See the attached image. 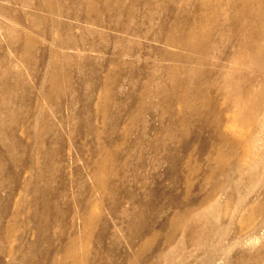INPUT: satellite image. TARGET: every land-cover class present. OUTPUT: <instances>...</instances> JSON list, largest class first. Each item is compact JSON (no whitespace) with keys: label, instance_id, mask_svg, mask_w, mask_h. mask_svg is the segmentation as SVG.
<instances>
[{"label":"bare ground","instance_id":"bare-ground-1","mask_svg":"<svg viewBox=\"0 0 264 264\" xmlns=\"http://www.w3.org/2000/svg\"><path fill=\"white\" fill-rule=\"evenodd\" d=\"M7 1L30 6L28 9L25 8V18L21 21V18L15 17V9L7 5L10 3H0V13L6 17L15 18L14 20L17 21L16 28L28 33V37H14L11 34L10 27L0 21V27H4L7 30L5 35L6 44L3 43L6 45L7 51L5 52L3 49L4 52L1 51L2 54L0 55V190L7 194L4 197H1L2 194H0V218L2 217V213H6V216L10 215L6 226H2L0 221V233L1 231L7 232L8 226H11L12 222L15 223L18 220V201L16 200L14 207H11L9 202L12 196L16 194L14 193V189L16 187H23L26 191L31 192L36 188L35 184L39 176L37 172L38 160L33 155L30 159L24 157L17 159L10 158V152L16 151L17 145L19 149H27L28 145L26 144L34 142L33 136L28 134V139H25L18 134L19 129L27 130L26 126L27 121L31 118V109L37 108L35 118L34 120L32 119L33 125L36 124L34 122L35 120L37 122L39 113H45L44 106H39V104L36 106L39 102H35L32 105V98L34 96H31L33 95L31 76L37 70L38 61L41 59L42 64L46 66L44 77L50 81V77L53 78L57 75L55 68L50 69V64L57 65L63 62H72L75 58L76 54L61 53L59 48H71L79 53L86 49L102 52V55L109 51L112 53L108 57V65L103 64L97 68V63L96 68L92 71V75L98 77L99 81L103 80L102 75H104V78L112 76L110 82L103 81V84L93 85L92 87L87 86L83 88V91H79L83 92L84 97H81L86 98L82 111L86 112L88 117L91 113H94L91 109V102H93L92 98L95 99L93 97L95 95L94 91H97L98 100L95 103V112H100L112 118L111 123L102 127H95L88 117L81 122L86 132L94 135L98 146V148L95 147V144L92 146L94 153L108 152L111 139L106 138L108 141L104 144L101 141V137L104 133L110 137V132L119 125L117 123L118 117L116 118V116L121 112V106H123L121 103L125 104L123 98H126V103H128L127 99L131 101L129 102L130 104L128 103L130 105V109L129 107L128 109L131 111L130 113H133V115L130 114V123L133 124L138 118L145 119L143 118L144 115L142 116V110L143 107L146 108V105L142 99L150 93L165 97V102L162 104L164 111H174L167 100L169 99L167 90H172L178 94L177 105L179 108L186 110L185 112L198 119L200 127L209 126L215 135H221L218 133L221 125L216 120L208 121V112L204 111V103L199 100L200 96L213 83L218 85V92L225 102L229 104V107L234 105L238 110L240 108L239 116L242 117L243 114L252 116L247 123L245 121L244 126L251 128L256 125L258 127L264 125V85L259 90L261 93L260 99L245 95L243 86L238 80L241 78L243 71L242 69L230 71L229 63L230 61L249 60L254 63L263 64V66L259 65L260 68L257 67V70L264 71V69H261L264 68V0H239V2L236 0H90L87 4L80 5H68L65 1L61 3L54 0H43L42 2L33 4H29V2L23 0ZM61 6H63V9H59ZM35 8L45 11V13H41ZM247 12H250L252 16L246 14ZM59 14L69 15L71 20L62 19ZM81 21L90 23V25H96L97 27L86 26ZM53 24L58 27L63 26L65 30H76L77 33H70L66 39H62L59 44L56 43V46L50 48V43H48L50 42V25L53 28ZM36 25L43 26L41 40L45 45L41 46V58L35 56L33 47L34 40L36 39L33 38L32 29ZM258 25L260 28H257ZM54 29L60 32L59 29ZM95 36H98L103 43L100 44V42L96 41V38L94 39ZM3 39L1 40L4 41ZM153 42H156V44ZM168 46H175L179 50L170 49ZM0 47L4 46L1 45ZM123 55H127L129 60L124 59ZM90 60V57L87 56L86 61ZM150 60L153 61L152 64ZM163 60L170 62L163 63ZM113 64L116 65V70L113 68ZM28 73H30V76ZM162 73L167 76V79L163 78L164 82H161V77L164 76ZM215 73H231L232 75L234 73V76L232 78H220L215 76ZM138 79H145V81L138 82ZM152 83L153 85H151ZM125 85H128L127 89ZM46 88L47 95L50 96V84ZM74 90L76 91V89ZM109 97L114 98L115 105L108 104ZM245 98L251 104L248 110L245 106L243 108ZM137 99L138 101L136 102ZM114 108L115 110L113 111ZM212 111L213 109L211 110V114L213 113ZM26 114L28 115L26 116ZM46 122L48 133L50 132V120ZM144 125L147 126L146 124ZM53 127L58 130L57 123ZM170 127L171 124L161 127L159 130L160 132H166L165 136H167H164L165 139L176 138V135L179 134L178 129L169 130ZM145 129L147 130V128ZM140 130L142 131H140L134 143L139 141L142 144L145 140L144 133L146 130ZM7 134L11 138H14L12 139V143L5 139V135ZM35 135L37 137V134ZM234 137L228 138L223 136L222 138H225L224 142L228 144L229 141L235 140ZM258 138L261 139L257 135L255 141ZM245 139H247L245 136L240 137L239 135L237 137L241 145ZM36 141L30 147L33 153L38 151V146L35 150L33 148ZM212 144H214L213 149L215 150H213L214 153L209 159V171L206 176V181L208 180L212 184L207 191H193L173 196L169 194H165L164 196L157 194L159 198H163L162 203H156V201L151 199L152 197L150 198L151 200L136 201L138 205H144V207L148 208V210L146 209L147 212L137 213L138 217L141 218V222H145V217L147 214L149 216L150 213L154 222H157L158 228L154 224L153 226L148 224L147 229L143 232L140 228L135 229L127 238L130 246L134 247L136 242L135 237L142 239L143 244L150 245L159 237L160 230L168 229V232L161 239L152 255L143 261L134 258L130 264H195L197 249L201 244L209 240L208 226L220 220V212H218L217 207L230 194V189L234 184L232 174L238 171L235 170V165L238 166L240 159L242 163L246 164L248 157L256 151V145H254L250 154L249 151L247 154L246 150L243 152V149L240 153L228 152L223 154L219 151V147L215 148L216 144L214 142ZM169 156L167 155L166 158ZM164 158H162L163 161ZM109 161H114L112 155L108 156L107 162ZM127 162L128 160L125 161V163ZM139 162L141 161L139 160ZM10 164L13 167L14 165L23 164V170L29 174L26 182L23 183V180L20 178L22 174L20 169H14L12 173L10 172L11 170H8ZM105 164L106 161L105 163H99L97 169L94 171L95 187L90 188V192H93L91 196L97 190H106L111 187L114 191L116 187V185L110 182L109 177L105 175L107 170ZM143 166L145 167V165ZM134 170L136 169L134 168ZM52 172L54 173V170ZM132 173L134 174V172ZM110 174L111 170L109 168L108 176ZM216 174L222 176L221 180L218 181ZM10 176L15 178V183L12 188L6 189L8 188L7 183L10 180ZM86 197L83 199L85 205L76 214H79L84 221H89L91 217L90 209L98 205L101 199L96 198L94 201H90L89 197ZM258 199L259 191L257 189L253 188L251 191L242 192L238 188L237 197L232 206V214L230 215L232 219L240 208L249 202L248 204L252 210L250 209L240 228H243V226H252L254 228L253 232L249 235L250 242H257L259 240L261 236L258 235V232L260 230H262L260 232L261 235H264V208L262 201ZM31 216L33 218L32 221L35 220V213L33 211ZM43 218L47 219L46 224L48 228L52 224L57 225L59 222L57 217L50 222V215L48 213L43 215ZM132 224L133 221H131ZM33 225L37 230L38 237H43L46 234L47 237H50V231L48 233L47 229H39L37 221H34ZM210 230L212 233L211 228ZM144 232L145 234H143ZM220 235L221 231L219 229L216 230L215 236L219 238ZM78 242V237L73 236L70 237L69 243L65 245V253L73 261L67 264H76L75 260H78V254L75 247ZM32 245L33 243L29 244V246ZM60 247L57 248V251L60 250ZM5 250L1 246L0 254H4ZM26 258L27 256L23 255L19 258L18 263L22 262L23 264ZM113 262L115 263V261ZM221 263L217 262L216 264ZM256 264H264V262Z\"/></svg>","mask_w":264,"mask_h":264},{"label":"rangeland","instance_id":"rangeland-1","mask_svg":"<svg viewBox=\"0 0 264 264\" xmlns=\"http://www.w3.org/2000/svg\"><path fill=\"white\" fill-rule=\"evenodd\" d=\"M23 1L33 4L42 2L43 0ZM54 1L61 3L65 1L68 5H80L87 4L90 0ZM236 1L239 2V0ZM0 3H10L7 5L15 9V17L18 19L21 18V21L25 18V8L28 9L30 6L21 3L14 4L7 0H0ZM35 9L39 10L41 13H45V11L41 9ZM59 9H63V6ZM246 14L251 15L250 12ZM59 16L62 19L71 20L69 15L59 14ZM14 19L13 17L9 18L0 13V21L4 22V24L6 23L10 27L11 34L14 37H28L27 32L16 28L17 21ZM81 23L92 28L97 27L96 25H90V23L84 21H81ZM54 28L59 29L60 32H57ZM257 28H260V26L258 25ZM6 31L4 27H0V46L2 45L5 47H0V52L7 51V47L4 45L6 44ZM70 33H77V31L65 30L63 26L58 27L54 24L52 28L50 25V42H48L50 43V48L56 46V43L59 44L62 39H66ZM32 34L33 38L36 39L33 44L35 56L41 58V46L45 45L41 40L43 26L36 25L32 29ZM2 38H4V41L1 40ZM94 39L100 42V44L103 43L98 36H95ZM153 43L156 44V42ZM168 47L173 50H179L175 46ZM59 51L61 53L76 54L74 60L72 62H63L57 65L50 64V69L55 68L57 75L53 78L50 77L49 81L44 77L46 66L42 64L40 59L37 63V73H34L36 75L33 74L31 76L33 92H31L33 94L31 96H34V98L30 96L33 100L32 105H34L35 102H39L36 106L38 104L39 106H44L45 113L40 112L37 122L36 120L34 122L36 124L33 125L32 119L34 120L35 118L37 108L31 109V118L27 121V126L25 125L27 130L19 129L18 134L25 139H28L27 137L29 135L33 136L34 142L37 140L33 148L35 150L38 146V151L33 153L30 149L34 142L26 144L28 145L27 149H19V146L16 144V151L13 150L10 152V158L17 159L24 157L30 159L33 155V157L38 160L37 172L39 176L36 180L35 190L28 192L23 189V187H16L14 189V193L16 194L12 196L9 202L10 206L14 207L16 200L18 201L17 206L19 208V215L18 220L15 223L12 222L11 226H8L9 229L7 232L1 231L0 233V247L2 246L6 249L4 254H0V264H17L19 258L23 255L27 256L23 264L72 263L71 257L65 253V245L69 243L70 237L73 236H77L79 239L75 247L78 254V260H75L76 264H130L131 260L134 258L143 261L152 255V252L158 247L161 239L168 232V229L160 230L159 237L150 245L143 244L142 239L135 237L136 242L134 247L130 246V242L127 238L135 229L137 230L140 228L143 232L147 229L148 224L151 226L154 224V226L158 228L157 222H154L149 212L150 217L147 214L144 220L145 222H141V218L138 217L137 213L143 211L147 212L148 208L146 206L144 207V205H138L137 202L146 201L152 197L151 199L156 201V203H162L163 198H159V194L163 196L165 194L173 196L193 191H207L212 184L208 180L206 181V176L209 171V159L214 153L213 150H215L213 149V142L216 144L215 148L219 147V151L223 154L228 152L240 153L242 149L243 152L246 150V153L248 154L249 151L250 154L254 145H256V151L248 157L246 164L242 163L240 159L238 166L235 165V170L238 171L232 174L234 180L233 187L230 189V194L226 200L217 207L218 212H220V220L208 226L209 240L201 244L197 249L195 264H216L217 262H222L221 264L263 263L264 235L260 233L262 230L258 232V235L261 236L259 240L257 242H250L249 235L253 232L254 228L252 226H243V228H240L244 219L250 212L251 208L248 204L249 202L245 203L232 219L230 215L232 214V206L237 197L238 188L241 189L242 192L251 191L253 188L257 189V191H259L258 200L262 201L264 208V125L261 127L256 125L251 128L249 126H244L245 121L247 123L252 116L250 117L246 114H243L242 117L239 116L240 108L238 110L234 105L229 107V104L226 103L224 98L219 94L218 85L213 83V85H210L206 89V92L200 96L199 100L204 103V111L208 112V121L216 120L221 125L218 131L221 135H215L209 126L200 127L198 119L192 117L188 112H185L186 110L179 108L177 105L178 94L172 90H167L169 94V99L167 100L174 111H164L162 109V104L165 102V97L150 93L142 99L147 108L143 107L142 110V116L144 115L143 118L145 119L138 118L139 121L137 119L133 124L130 123L131 115H133L129 110V102L131 101L127 99L128 104L126 103V98H123L125 104H123V102L121 103V105H123L120 110L121 114L118 113L116 116V118L118 117L117 123H119V125L110 132V137L106 133L101 137V141H103L104 144H106L108 138L111 139L108 152L94 153V148L92 146L95 144V147L98 148L94 135L86 132L82 126L83 123H81L87 119L88 115L86 112L82 111L86 98H82L84 97L83 92L79 91H83V88L87 86L92 87L93 85L103 84V81L107 83L110 82L112 76H109L110 78H104V75H102L103 80L99 81L98 77L92 75V71L96 68L97 63V68L101 67L103 64L108 65V57L112 53L109 51L102 55V52L93 49L82 50L79 53L71 48H59ZM87 56L90 57V61H86ZM123 58L129 60L127 55H123ZM162 62L169 63L170 61L163 60ZM150 63L152 64L153 61ZM229 63L230 71L242 69L243 74L238 80L243 86L245 95L260 99L261 93L259 90L264 85V71H258L257 67L260 68L263 64L254 63L249 60H240L237 62L230 61ZM112 66L116 70V65L113 64ZM28 74L30 76V73ZM162 74L165 76L164 73ZM164 76L161 77V82L167 79V76ZM215 76L220 78H232L234 73L233 75L231 73H215ZM137 81L144 82L145 79H138ZM49 84L50 96L47 95L46 88ZM151 85H153V83ZM253 86H255V88H253ZM125 87L127 89L128 85H125ZM74 89L78 91L76 92ZM94 93L95 95L93 97H95V99L92 98L93 102H91V109L94 113H91L88 118L95 127H102L111 123L110 121L112 118L100 112H95V103L98 97L97 91H94ZM137 101L138 99L136 102ZM108 102V104L115 105L113 97H109ZM243 102V108L245 106L248 110L251 107L250 102L246 98ZM212 109L213 113L211 114ZM114 110L115 108L113 111ZM27 115L28 114H26V116ZM121 115H123L122 119ZM48 120H50V132L47 133L46 121ZM141 120L144 121V123H142ZM56 123L58 124V130L53 127L56 126ZM170 124L171 127L169 130L178 129L179 134L176 135L178 140L175 137H172V139H165L167 136H165L166 132L159 131L161 127ZM145 128L149 130L147 134ZM140 129L146 130L144 133L145 140L142 144H140L139 141L134 143L140 131H142ZM56 132L57 134H55ZM255 133L257 134L255 135ZM35 134H37V137ZM239 135L240 137H247V139L242 142V145L239 140H237ZM257 135H259L261 139L258 138V140L255 141ZM223 136L228 138L235 136V140L229 141L227 144L224 142L225 138H222ZM5 139L12 143V139L14 138H11L7 134L5 135ZM109 155L113 156L114 161L107 162ZM165 155L170 156L166 158ZM162 158H164V161ZM126 160H128L127 163H125ZM139 160L141 162H139ZM105 161V165L107 166L105 175L109 177L110 182L116 185V187L114 191L111 187L106 190H97L94 195L91 196L93 192H90V188L95 187L94 171L97 169L99 163H105ZM10 165L8 170H11L10 172L12 173L14 169H20L22 171L20 178L23 180V183L26 182L29 174L27 171L23 170V164L14 165L15 168L13 165ZM143 165H145V167ZM173 166L175 169H173ZM133 167L136 170H134ZM109 168L111 174L108 176ZM53 170L54 173L52 172ZM132 172H134V174ZM241 175L243 176L240 177ZM216 176L218 181L221 180L222 176L220 174H216ZM12 178L13 177L10 176L9 182L11 183H7L8 188L6 189L14 186L15 178ZM0 194H2L1 197H4L7 193L0 190ZM85 197H89L90 201H94L96 198L101 199L98 205L90 209L91 217L89 221H84L79 214H76L79 213L82 206L85 205L83 202ZM32 211L35 213V220L33 221L31 216ZM47 213L50 215V222L56 217L59 219V222H56L57 225L52 224L50 228L47 227V219L43 218V215ZM9 216L10 215L6 216V213H2V217L0 218L2 226L8 224V219H10ZM34 221L38 222L39 229H47L48 233L50 231V237H47L46 233L43 237H38L36 233L37 230L33 225ZM131 221H133L132 225ZM210 228L212 229V233ZM218 229L221 231L219 238L215 236V231ZM143 234H145V232ZM30 243H33V245L29 246ZM59 246H61L60 250L57 251ZM113 261H115V263ZM18 264H22V262Z\"/></svg>","mask_w":264,"mask_h":264}]
</instances>
